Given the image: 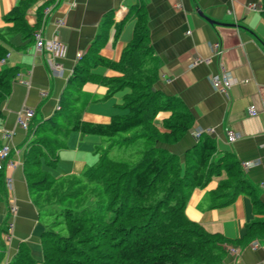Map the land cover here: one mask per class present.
Instances as JSON below:
<instances>
[{
  "label": "crops",
  "instance_id": "0c3cea01",
  "mask_svg": "<svg viewBox=\"0 0 264 264\" xmlns=\"http://www.w3.org/2000/svg\"><path fill=\"white\" fill-rule=\"evenodd\" d=\"M20 1L0 0V29L14 25L5 16ZM51 2L35 0L25 18L34 30L43 26L46 38H59L65 46L64 55L37 53L34 37L17 32L9 36V53L0 61V68L18 67L11 93L1 103L0 146L9 143L19 151L12 152L14 163H8L4 169L5 180L11 178L12 185L6 186L8 201L0 199V233L8 215L7 202L13 200L17 210L11 239L0 245V264L12 258L20 243L27 244L36 260L43 257L44 226L24 174L21 149L26 131L18 124L19 112L34 108L43 118L55 113L78 54L87 52L98 34L104 37L100 54L118 61L135 35L134 10L139 5L146 10L149 43L158 60L156 85L179 96L194 115L193 126L183 138L166 146L182 154L196 142L193 131L212 128L211 136L220 153H233L241 164L256 162L244 171L264 202L263 0H59L46 20L39 23V11ZM59 19H63L60 26ZM216 44L219 54L215 51ZM197 58L200 62L195 63ZM51 62L60 64V72L54 73ZM223 68L234 78L228 94L215 89L211 83V77ZM92 72L102 77L121 75L105 65L96 66ZM108 90V86L98 81L83 84L77 101L83 107V120L108 123L122 111L124 97L131 89L125 87L112 95H108ZM251 105L255 106L254 115L248 113ZM227 129L238 134L235 141L228 140ZM8 131H13L9 139L4 137ZM65 138L56 168H48L56 177L79 174L94 164L99 158L97 147L103 141L99 135L79 131H70ZM219 179L214 177L206 187L192 192L186 213L209 231L221 232L233 240L242 239L247 233V224L264 218V213L255 208L247 193L238 195L230 205L212 206L211 191L217 188ZM254 241L258 245L254 246ZM229 247L234 251H228L222 264H264V237H255L243 244L230 243Z\"/></svg>",
  "mask_w": 264,
  "mask_h": 264
},
{
  "label": "trees",
  "instance_id": "16d2710c",
  "mask_svg": "<svg viewBox=\"0 0 264 264\" xmlns=\"http://www.w3.org/2000/svg\"><path fill=\"white\" fill-rule=\"evenodd\" d=\"M34 2L22 0L5 16L14 25L0 29V61L9 53V36L23 32L33 37L35 27L25 15ZM47 4L39 11V23ZM135 9V35L121 58L114 61L100 54L104 37L98 34L74 66L55 113L43 118L36 110L31 119L21 154L29 193L44 226L43 257L36 260L27 244L20 243L4 264H222L230 243L264 237V218L248 223L246 235L233 240L187 215L192 192L214 177L220 179L211 191L212 206L230 205L247 193L264 213V202L241 162L231 152L220 153L211 135L202 133L182 154L166 146L183 138L193 126L194 115L179 96L157 87L159 66L149 43L147 13L141 5ZM98 65L121 75H96L92 69ZM17 73V66L0 68V118L1 103L10 95ZM88 81L108 86V95L131 89L122 111L110 122L82 119L78 93ZM70 131L107 137L126 132L116 142H138V157L116 160L102 151L79 174L56 177L49 169L56 168L59 150L65 147L61 138ZM4 169L0 170V199L8 201ZM7 217L1 231L7 229Z\"/></svg>",
  "mask_w": 264,
  "mask_h": 264
},
{
  "label": "built area",
  "instance_id": "2783aa9c",
  "mask_svg": "<svg viewBox=\"0 0 264 264\" xmlns=\"http://www.w3.org/2000/svg\"><path fill=\"white\" fill-rule=\"evenodd\" d=\"M59 2V0H53L50 4H48L47 6L44 7L43 9V17H42V21H45L47 16L50 14V12H52L53 8L55 7V5ZM57 24L60 26L63 24V19H59L57 20ZM33 37L35 40V45H36V52L37 53H42V52H49L51 54H53L54 56H63L64 52H65V46L63 44V42L57 38H46L44 36L43 33V26L38 27L37 29L34 30L33 33ZM219 45L216 44L215 46V51L219 54L220 53V48L218 47ZM82 56V53L78 54V59ZM4 59L1 60V62H3ZM196 62H200V59H196ZM194 62L192 63V65L195 64ZM50 67L51 69L54 71V73H58L61 70V66L58 63H54L51 62L50 63ZM234 82V78L232 73L229 70L226 69H222L221 72H219L218 74H215L211 77V83L213 85V87L217 90H219L220 92L226 93L228 94L232 85ZM248 113L251 115H254L256 113L255 110V106L251 105L248 109ZM36 114V110L34 108H26L24 110H22L21 112H19L18 114V124L19 126L24 129L25 131L28 130L29 127V123L31 121V119L35 116ZM214 132V130L212 128H207L204 130H195L193 131V135L195 136V138H198L202 133H206L208 135H212V133ZM226 134L228 136V140L230 142L235 141L238 138V134L232 130V129H227L226 130ZM13 135V131H8L5 132L4 137L9 139L11 138ZM18 151V149H15V147H13L11 144L9 143H4L0 146V170H2L3 168H5V166L10 163L13 164L14 162L11 160V154L13 151ZM19 152V151H18ZM254 164H256V162L254 161H244L242 162V166L244 168H248L250 166H253ZM6 186L8 188L11 187L12 185V179L8 178L6 179ZM17 207L14 203L13 200L8 202V217H7V229L6 230H2L0 233V243L2 242L3 244H7L8 241H10L11 239V232L13 229V217L15 216ZM253 245L256 246L258 245V242L254 241ZM230 251H234L233 247H229Z\"/></svg>",
  "mask_w": 264,
  "mask_h": 264
},
{
  "label": "rangeland",
  "instance_id": "374dc122",
  "mask_svg": "<svg viewBox=\"0 0 264 264\" xmlns=\"http://www.w3.org/2000/svg\"><path fill=\"white\" fill-rule=\"evenodd\" d=\"M20 35V34H19ZM131 133V132H130ZM126 132L119 133L113 137L101 136L100 138L103 139L102 143L99 144L97 147L98 153L102 151H107L108 156L116 159V160H135L138 157L136 153L140 150L141 145H138V142L133 144H120L116 141L121 140L122 137L126 136ZM62 141H66V138H61ZM69 141V140H68ZM67 141V142H68Z\"/></svg>",
  "mask_w": 264,
  "mask_h": 264
}]
</instances>
